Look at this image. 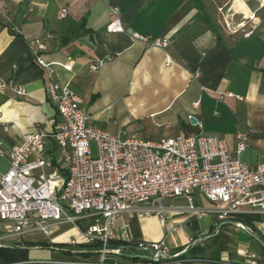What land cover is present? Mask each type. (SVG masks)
<instances>
[{"label": "crops", "instance_id": "1", "mask_svg": "<svg viewBox=\"0 0 264 264\" xmlns=\"http://www.w3.org/2000/svg\"><path fill=\"white\" fill-rule=\"evenodd\" d=\"M239 3L249 13L238 9ZM111 8L118 10L125 32L106 31ZM62 9L66 14L60 18ZM81 20L83 28L78 26ZM239 22L244 26L235 29ZM10 24L41 43L50 73L32 60ZM133 33L167 37L169 44L148 47L133 41ZM66 37L72 41L62 46ZM66 63L69 70L60 65ZM53 80L69 83L92 124L111 134L158 141L201 130L225 137L233 152L235 135L244 133L247 147L239 159L248 165L264 160V0H0V176L8 169L10 148L23 135L38 126L52 128L58 119L47 92ZM51 149L48 143V154L56 156ZM162 204L168 224L177 226L175 232L162 227L156 214L133 217L124 230L128 217L123 213L114 225V239L134 245L162 240L170 254L183 253L196 241L205 249L196 257H182L190 264L241 262L245 254L264 264V248L251 235L252 230L264 242L262 213L243 217L253 229L222 224L218 230L215 214L188 212L189 207L212 206L197 191L164 198ZM9 233L0 220V248H19L26 259L4 261L0 254V264H92L99 253L69 244L80 234L69 223L50 234ZM43 242L66 246L34 245Z\"/></svg>", "mask_w": 264, "mask_h": 264}, {"label": "built area", "instance_id": "2", "mask_svg": "<svg viewBox=\"0 0 264 264\" xmlns=\"http://www.w3.org/2000/svg\"><path fill=\"white\" fill-rule=\"evenodd\" d=\"M65 14L66 9H62L59 17ZM110 14L106 31L125 32L118 10L111 8ZM244 24L239 22L235 29ZM9 30L22 37L32 60L50 73L51 63L40 54L41 43L28 40L13 24ZM130 37L148 47L163 49L169 44L167 37L139 33ZM60 65L70 69L69 63ZM14 92L23 94L20 88H14ZM47 92L58 119L52 128L38 126L23 135L20 143L10 148L8 169L0 176V220L10 228L9 235L33 231L50 234L54 227L69 223L80 232L77 239L69 240L70 244L100 243L92 264H190L188 259L179 258L182 251L170 254L162 240L137 244L149 253V262L123 258L120 249L108 246L115 237L116 221L126 213L128 220L122 223L126 230L133 217L156 214L162 227L175 232L177 226L168 224L162 200L190 196L196 191L212 206L205 210L189 207V213H213L220 222L256 212L264 215V160L248 165L239 159L247 147L244 133L235 135L233 152L225 137L201 130L158 141L111 134L92 124L69 83L53 80ZM194 125L202 128L198 122ZM48 143L56 156L48 154ZM91 143L95 144L96 155ZM87 221L91 223L83 229L82 222ZM236 226L248 228L238 222ZM223 264L257 262L253 254H245L241 262Z\"/></svg>", "mask_w": 264, "mask_h": 264}, {"label": "trees", "instance_id": "3", "mask_svg": "<svg viewBox=\"0 0 264 264\" xmlns=\"http://www.w3.org/2000/svg\"><path fill=\"white\" fill-rule=\"evenodd\" d=\"M79 28L84 27V21L81 20L79 23ZM72 41V38L66 37L61 40V45L66 46ZM63 175L66 177L67 172L66 170H63ZM235 221L240 223L243 226H246L250 229H253L249 220L247 218L243 217H235V218H227L226 220L220 222L223 225L226 224L225 221ZM213 230V228H211ZM252 232V230H251ZM253 233V232H252ZM216 236H214L215 238ZM197 239V238H196ZM195 239V240H196ZM261 240V239H260ZM70 244V243H69ZM36 247H56L59 249H64L65 244H51L49 242H43V243H37L34 244ZM72 245V244H71ZM75 245L80 246V250H84L86 252H97L100 250V243L97 241L91 242V243H76ZM108 246L110 248H118L120 249V254L123 258L132 260V261H139V262H149L150 255L147 253L145 250L138 248L137 245L130 244L126 242V240H117V239H111L109 240ZM205 249L204 245L200 246L196 241H193L190 246L186 248V250L179 256V258H182L184 255L196 257L198 256L201 252H203ZM67 251H72L73 249L67 248ZM182 251V249L178 250ZM0 254L4 255V261H22L25 260V253L24 251L22 252L21 249L19 248H0Z\"/></svg>", "mask_w": 264, "mask_h": 264}, {"label": "water", "instance_id": "4", "mask_svg": "<svg viewBox=\"0 0 264 264\" xmlns=\"http://www.w3.org/2000/svg\"><path fill=\"white\" fill-rule=\"evenodd\" d=\"M191 123H195L196 122V120L194 119V118H191ZM226 222V224H232V225H236V222L235 221H225ZM221 225H222V223H219L218 224V230L220 229V227H221ZM246 229H248V228H246ZM251 235L261 244V246L264 248V242L262 241V240H260V238H258L255 234H253L252 232H251ZM199 240H201V239H204L203 237H199L198 238ZM197 239V240H198Z\"/></svg>", "mask_w": 264, "mask_h": 264}, {"label": "rangeland", "instance_id": "5", "mask_svg": "<svg viewBox=\"0 0 264 264\" xmlns=\"http://www.w3.org/2000/svg\"><path fill=\"white\" fill-rule=\"evenodd\" d=\"M91 148H92V153L93 155H96V148H95V144L94 143H91ZM166 201H163V203H165ZM91 222L90 221H87L86 223L85 222H82V224L86 225V224H90ZM94 223V221L92 222Z\"/></svg>", "mask_w": 264, "mask_h": 264}, {"label": "bare ground", "instance_id": "6", "mask_svg": "<svg viewBox=\"0 0 264 264\" xmlns=\"http://www.w3.org/2000/svg\"><path fill=\"white\" fill-rule=\"evenodd\" d=\"M243 9V10H245V11H247V7L245 6L244 7V5L242 4V3H239V5H238V9ZM237 12V11H236ZM248 12V11H247ZM249 13V12H248ZM247 14V13H246Z\"/></svg>", "mask_w": 264, "mask_h": 264}]
</instances>
